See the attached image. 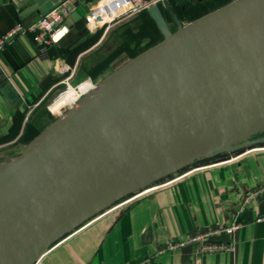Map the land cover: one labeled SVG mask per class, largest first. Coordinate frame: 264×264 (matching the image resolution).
<instances>
[{
  "label": "crops",
  "instance_id": "1",
  "mask_svg": "<svg viewBox=\"0 0 264 264\" xmlns=\"http://www.w3.org/2000/svg\"><path fill=\"white\" fill-rule=\"evenodd\" d=\"M59 1L0 0V36L15 25H31ZM100 1L77 0L66 22L69 33L44 53L30 35L0 53V164L8 163L16 150L42 131L45 115L40 109L67 85L90 81L82 69L108 52L110 30L127 18L88 30L84 18ZM233 1L211 6L216 0H166L157 8L174 34L172 30L177 32ZM187 9L201 12L181 21L175 18ZM111 74L105 73L96 83ZM228 152L194 161L102 210L55 242L34 264H264V219L256 222L264 217V135L257 133ZM251 194L255 196L244 208L241 228L232 238L215 239L232 240L233 251L199 255L197 245L163 251L169 242L226 226Z\"/></svg>",
  "mask_w": 264,
  "mask_h": 264
},
{
  "label": "water",
  "instance_id": "2",
  "mask_svg": "<svg viewBox=\"0 0 264 264\" xmlns=\"http://www.w3.org/2000/svg\"><path fill=\"white\" fill-rule=\"evenodd\" d=\"M143 1L164 40L104 79L0 168V264H10L53 213L162 122L264 90V0H234L174 34L157 6ZM200 158L206 156L135 190ZM120 198L46 241L43 253Z\"/></svg>",
  "mask_w": 264,
  "mask_h": 264
},
{
  "label": "bare ground",
  "instance_id": "3",
  "mask_svg": "<svg viewBox=\"0 0 264 264\" xmlns=\"http://www.w3.org/2000/svg\"><path fill=\"white\" fill-rule=\"evenodd\" d=\"M94 89L69 87L51 106L53 114ZM264 129V90L208 102L162 122L153 132L115 157L91 182L53 213L10 264H29L45 242L128 191L168 174L193 158L230 149L232 143Z\"/></svg>",
  "mask_w": 264,
  "mask_h": 264
},
{
  "label": "built area",
  "instance_id": "4",
  "mask_svg": "<svg viewBox=\"0 0 264 264\" xmlns=\"http://www.w3.org/2000/svg\"><path fill=\"white\" fill-rule=\"evenodd\" d=\"M76 1L77 0H60L55 7L31 25L26 27L15 25L7 33L0 36V53L20 37L28 35H30L33 44L38 47L41 54L45 52L47 46L56 45L61 42L69 33V27L66 25V22L74 10ZM160 3H166V0H150V5L157 6ZM148 8L149 4L145 3L143 0H101L100 3L85 16L84 22L88 30H94L103 25L111 26L116 24L141 10H148ZM69 87L70 86L67 85L66 90ZM92 87L95 89L93 85ZM92 90L93 89L89 90L85 94H89ZM64 92H60L51 105L59 99ZM81 97H83V95ZM81 97H79L74 103L60 108V111L57 114L51 112V105L48 106L47 109L54 116L62 117V112L68 107H70V109L75 107L79 103ZM254 196L255 194H251L244 197L241 204L234 210L230 223L226 226L204 229L199 233L187 237L183 241L169 242L163 251L185 247L187 245H197V253L199 255L215 253L218 251H233L234 243L232 240L229 242H217L215 239L221 235H226L231 238L233 237L242 226L240 218L245 206ZM263 219L264 217L257 219L256 222Z\"/></svg>",
  "mask_w": 264,
  "mask_h": 264
},
{
  "label": "trees",
  "instance_id": "5",
  "mask_svg": "<svg viewBox=\"0 0 264 264\" xmlns=\"http://www.w3.org/2000/svg\"><path fill=\"white\" fill-rule=\"evenodd\" d=\"M163 20L167 30L170 31L164 17ZM172 32L175 33L176 31L172 30ZM163 40L164 35L152 15L147 9L141 10L110 30L107 40L109 45L108 52H102L103 55L100 60L92 66L82 69V71L92 83H96L105 73H114L128 61L156 46ZM46 107L40 109L45 115V124L40 133L55 121V118L49 114ZM258 134L264 135V131ZM32 140H28L23 148L19 150L20 152L11 157L10 161L18 157Z\"/></svg>",
  "mask_w": 264,
  "mask_h": 264
},
{
  "label": "rangeland",
  "instance_id": "6",
  "mask_svg": "<svg viewBox=\"0 0 264 264\" xmlns=\"http://www.w3.org/2000/svg\"><path fill=\"white\" fill-rule=\"evenodd\" d=\"M220 1H223V0H216V2L215 3H213L211 6H216V5H218V4H220L219 2ZM201 11H199V9H187V10H185L184 11V15L183 16H175V18L177 19V20H179V21H181V20H185V19H187V17L188 18H192V14L193 15H196V14H199ZM194 22H196V21H192V23H194ZM187 24V23H186ZM191 24V23H190ZM187 26V25H186ZM185 26V27H186ZM153 40H155V38H153ZM87 82H89V83H91L89 80H86ZM86 81H84V82H86ZM80 84V83H79ZM78 84V85H79ZM95 88L98 86V84H100V83H91ZM77 85H74V86H70V87H73V88H75ZM66 90V88H64V89H62L60 92H64ZM60 92L59 93H57V95L54 97V99H52V101H50V103L47 105V107L48 106H50L51 105V103L55 100V98L60 94ZM88 94H85V95H83V97H81V99H83L84 97H86ZM80 99V100H81ZM46 107V108H47ZM70 110V107H68V108H66L63 112H62V115H64L67 111H69ZM47 111H48V109H47ZM49 112V111H48ZM49 114L50 115H52L55 119H58L59 118V116H54L53 114H51L50 112H49ZM263 131V130H262ZM261 132V130L259 131V132H257V133H260ZM257 133H255V134H257ZM255 134H252V135H249L247 138H249V137H251V136H253V135H255ZM247 138H244V139H242V140H240V141H236L235 143H233L232 145H231V147H230V149L231 148H233L235 145H238V144H240L241 142H243L245 139H247ZM229 149V150H230ZM20 149H18V150H16L15 151V153H18V152H20L19 151ZM229 150H227V151H225V152H221L222 154H224V153H229L228 151ZM221 153H216V154H212L211 156H209L210 158H213V157H215V156H217V155H220ZM200 159H203V158H200ZM6 164L7 163H3V164H0V168H4L5 166H6ZM177 172V171H176ZM175 173V172H174ZM168 176V175H167ZM167 176H164V177H167ZM164 177H162V178H164ZM157 182V181H156ZM152 184V183H151ZM149 186V185H148ZM148 186H146V187H148ZM146 187H143V188H139V189H137V190H135V191H133V192H131V193H129V194H127L126 196H124V197H122V198H120L115 204H117V203H119V202H123V201H126V200H128V199H130V198H132V197H134L135 195H137V193H139L141 190H143L144 188H146Z\"/></svg>",
  "mask_w": 264,
  "mask_h": 264
}]
</instances>
